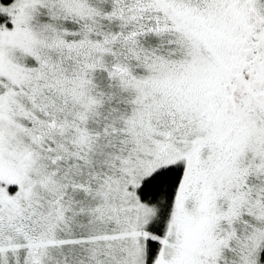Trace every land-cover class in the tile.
Listing matches in <instances>:
<instances>
[{
  "label": "snow or ice",
  "instance_id": "6c2138e0",
  "mask_svg": "<svg viewBox=\"0 0 264 264\" xmlns=\"http://www.w3.org/2000/svg\"><path fill=\"white\" fill-rule=\"evenodd\" d=\"M0 264H264V0H0Z\"/></svg>",
  "mask_w": 264,
  "mask_h": 264
}]
</instances>
